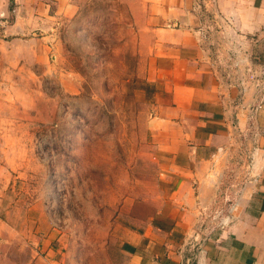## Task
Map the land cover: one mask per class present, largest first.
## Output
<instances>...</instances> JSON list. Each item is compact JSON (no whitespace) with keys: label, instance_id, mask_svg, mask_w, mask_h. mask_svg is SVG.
I'll return each instance as SVG.
<instances>
[{"label":"crops","instance_id":"obj_1","mask_svg":"<svg viewBox=\"0 0 264 264\" xmlns=\"http://www.w3.org/2000/svg\"><path fill=\"white\" fill-rule=\"evenodd\" d=\"M79 1L0 0V73L10 59L43 62ZM133 1L135 30L148 40L158 197L149 214L127 219L112 264H264V105L252 114L259 94L242 93L228 72L236 58L264 69V0ZM40 221L0 219V264H63L54 229L42 232Z\"/></svg>","mask_w":264,"mask_h":264},{"label":"rangeland","instance_id":"obj_2","mask_svg":"<svg viewBox=\"0 0 264 264\" xmlns=\"http://www.w3.org/2000/svg\"><path fill=\"white\" fill-rule=\"evenodd\" d=\"M130 6L80 0L43 62L10 59L0 73V219L40 218L42 232L54 229L63 264L120 260L116 239L127 219L149 214L158 197L146 127L148 40Z\"/></svg>","mask_w":264,"mask_h":264},{"label":"built area","instance_id":"obj_3","mask_svg":"<svg viewBox=\"0 0 264 264\" xmlns=\"http://www.w3.org/2000/svg\"><path fill=\"white\" fill-rule=\"evenodd\" d=\"M200 31L204 32L205 29H209V25L206 24L205 26L202 24L200 26ZM231 38V37H230ZM231 59V55L229 57ZM238 61H234L232 64L228 65L232 69H229L228 72L230 73L231 77H233L234 84L238 87V89L243 93L246 87L251 86L255 95L259 94L257 103L254 106H250L249 110L252 114L258 112L264 105V69L262 67L253 68L251 64L246 65L244 68L237 66ZM233 70V71H232ZM248 84V85H247ZM246 153L249 154V150H246ZM250 165V163L248 164ZM220 222L225 223L227 222L226 216H220Z\"/></svg>","mask_w":264,"mask_h":264}]
</instances>
